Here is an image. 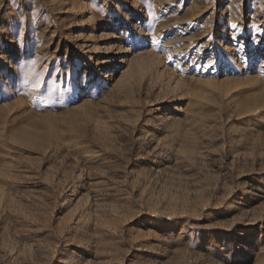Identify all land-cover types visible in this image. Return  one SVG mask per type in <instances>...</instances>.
Wrapping results in <instances>:
<instances>
[{
    "label": "rangeland",
    "instance_id": "obj_1",
    "mask_svg": "<svg viewBox=\"0 0 264 264\" xmlns=\"http://www.w3.org/2000/svg\"><path fill=\"white\" fill-rule=\"evenodd\" d=\"M78 1L0 0V264H264V0Z\"/></svg>",
    "mask_w": 264,
    "mask_h": 264
},
{
    "label": "bare ground",
    "instance_id": "obj_2",
    "mask_svg": "<svg viewBox=\"0 0 264 264\" xmlns=\"http://www.w3.org/2000/svg\"><path fill=\"white\" fill-rule=\"evenodd\" d=\"M77 1H78V0H72V3H73V2H77ZM78 2H80V1H78ZM83 5H84V4H83ZM86 5H87V4H86ZM84 6H85V5H84ZM87 6H88V5H87ZM87 8H88V7H87ZM91 9H92V8H91ZM91 9H90V10H91ZM180 54H181V53H180ZM9 72H10V71H6L5 73H1V74H0V77H1V78H7V77L9 76Z\"/></svg>",
    "mask_w": 264,
    "mask_h": 264
}]
</instances>
